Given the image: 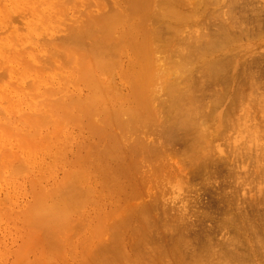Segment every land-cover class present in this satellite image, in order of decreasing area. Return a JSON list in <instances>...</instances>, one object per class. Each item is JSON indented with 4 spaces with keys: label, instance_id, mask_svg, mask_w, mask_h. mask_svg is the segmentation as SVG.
<instances>
[{
    "label": "bare ground",
    "instance_id": "bare-ground-1",
    "mask_svg": "<svg viewBox=\"0 0 264 264\" xmlns=\"http://www.w3.org/2000/svg\"><path fill=\"white\" fill-rule=\"evenodd\" d=\"M2 1H4V3H2ZM37 1L33 2L32 0H12L13 6L10 7V5H11V3L9 5L10 0H1L0 6L2 8H0V19H3V18L8 19L9 17H11V15H12L11 13H13L17 9H21L22 14L25 13V16H27V15L30 16V19L32 22L30 25L34 26V28L37 31V29H38L37 22H38L39 16L44 17V25L43 26H46L47 28L50 27V24L58 25L60 20L58 21L57 19H59V18H57V17L58 16L60 17V14L57 13L56 9H59L61 6V9L63 10L62 7H64V6L61 5L62 1L65 2L64 3L65 6H68L70 4L72 5V3L75 2L73 0L72 1L71 0L70 1L69 0L68 1L67 0H65V1L64 0H49V1L37 0ZM78 1H81V2H78ZM84 1H86V0H77L76 3H77V5L79 4L78 5L79 8H78V6H76V8L74 6V9H76L78 11H75L74 9L73 10L71 9V10L73 11V13H74V11L77 13V12H79L80 5H81V9L84 8V11H80L79 13H80V15L83 16L82 19H84V18L87 19V21H84L85 24H84V22H82L80 20L82 22L83 26L80 27V25H77L79 28L74 27V26H73L74 28L71 27L72 29L68 28L69 30L71 29L72 31L71 30L69 31L70 34H68V37L66 36V37L60 38L61 40H58L59 42L57 41V43H55L56 47L54 46L53 42L52 43L48 42L49 44L47 43V45H46L47 51L50 48L52 49V46H53V50L50 49L51 52L49 51V53H51L49 55L50 57L49 56L48 57L52 60L51 61L49 59L50 63L52 62L51 64L54 63L55 66L58 67V68L57 67L56 68L58 69L60 74H56L52 78H50V75H49V77L47 76V72H43L41 74L42 79H41V82L39 83V86H38V94H37L36 99L38 97H41L45 91L46 92L43 95L45 96V94H46V95H48V97L43 96L44 99L39 100V101L35 100L37 102H34L33 109L35 110V109H38V108L43 106L44 109L42 107V111H43L44 115L42 116L43 121L41 122V124H38L39 126L34 127L33 130L30 132V134L31 135H37L41 132H44L46 135V139H48L49 137L52 136L53 131L55 129L57 130L61 126H66L65 128L70 126L71 125L70 122L77 119L78 116H76V118H75V115L79 112V113H83L82 118L84 117L83 119H85V122H83V123H86V126L89 127L90 139L86 143L87 149H85V144H80V148L84 149L85 152H83V153L81 152V155L76 157L73 162L70 161L72 163L68 162L67 165H69V163H70V165H72L71 169L72 168L73 169L71 170L69 167V172L65 171L64 176L61 178L62 180H59L60 182L58 181L59 184L56 182L58 184L56 187H53V188L48 189L39 195H36L34 203L31 206V208L34 211V215L31 219V221L25 222L24 225L28 229H31V231L35 227L36 228L34 229V231L42 229L44 227L43 229H45V232H46L45 239L46 240L48 239L47 241H50L51 239H57V238L59 241H63L64 240V238H63L64 234L66 233V231H69L72 228L71 226H73V227H75V225L78 226L77 225V223H78L79 225H82V226L85 225L84 228H86V225L88 223V227H89V223H90L89 221H92L93 219H91V218L92 217L95 218L96 214H94L93 216L91 215V217L89 218L90 220H88V219L84 220V218H82L87 223L84 222L85 223L84 224L80 221L78 222V220H77V222L74 225V221H76V219H78V218L81 219V217H84V215H81V213L82 214L85 213L83 210L86 209L87 206L89 208V205H90L89 203H91L92 205H95V207H96L95 211L96 212L98 211L97 209L99 207H100L99 209L101 211L104 210L101 213L105 217H103L99 214L100 213V210H99V212L97 214V219H99L98 215H100V217L108 219V217H107L108 214L106 215V213H107L106 210L102 209L100 206L102 204V203H99L100 197L97 198L98 195H96V189H97L98 185H101L103 190H104V188L107 189V187H108V191L110 189V190H112V192L113 191L115 193L117 192L116 194H119L118 193L119 191H115V189L118 190V188L121 189L123 192V189L127 190V188H129V187H131L133 189L138 187V186L140 187V185H138V181L136 180V174H139L137 169L140 170L141 166L143 167V165L148 164L147 165L148 167L146 165L145 166L147 167L149 173L152 174V176L147 172V169L145 166H144V169L146 171L144 169H142L144 171L143 172L144 175L147 172V174H149L151 176L149 178V176L146 174L149 178V180H146L147 179V176H146V178H145L146 181L145 180H144L145 182L143 181L146 184V182L150 181L151 178L155 177L156 174H158V172L161 173V176L165 172L167 174H169L167 172V165L169 166L170 162L168 161V163H169L168 164L166 158L168 159L171 156V160H173L174 155L177 152L180 153L182 151L181 155H183V156L178 157V158H180V160H181L184 157V159L182 161H184L185 164L183 162L180 163L181 161L178 160V158L176 159V157H175V159L178 160L179 163L177 161L175 162L173 160L175 163L173 162L172 167H173V165H177L178 170L176 168H172L171 166H169L168 169L171 167V169L173 171L176 169L177 172L181 171V173H182V172H185V170H187V169L183 168L187 165L186 168L189 167L187 172L189 173V171H190L191 175H192L191 176L189 174L191 176V177L189 176V178H191V180H189L188 176L186 177L187 172L182 173V174H185L186 179H182V177L184 175L182 176L181 173H176V171H174L175 173L172 172V174L177 175V180H179L178 176H180V175L182 176L181 179L184 182L182 180L181 181L183 183H185L184 184L185 186L188 183L187 178H188V181H190L189 182L190 185L194 184V183H192L193 182L192 177H193V180L195 179V181H197V179L201 178V181L203 182L204 187L206 188V191H209V193H211L210 190L213 189L212 191H215V189L213 188L215 186L212 185L213 182L215 181V179L212 177L214 175H219L218 177H220L222 174L220 175L219 173H221V170H224V167H225V170H226V168H228V170H229L228 172H230V173L227 172L226 176L224 175V177H223V175L221 176V177H223L222 178L223 181L220 180L221 178H219V184L221 185L219 188H221V187L225 188L224 191L222 189V192H218L217 194H215L213 192L212 195L210 194L211 197L215 194V198L210 199L212 201V203H210L211 202L210 200L208 201L209 202V204L207 203L208 206L204 205L205 208H207V209H206V211L204 209V212L202 210L203 214L198 219V221L200 220V223L197 224V228L199 227V224H201V222L205 223L207 220H210L212 223H214L213 227L212 228H210V227L205 228L204 227L203 230L200 229V230H202V232L199 233L197 231L198 235L195 234L196 230H193L195 232V233L193 232L194 234L192 233V228H191V231H189L190 230L189 228H187V230L185 229V231H184V228H183L184 235H186L185 232L189 231V233H191L190 235H193V237L195 235L194 238L197 237L198 239H202L204 237L203 240L205 239L204 240L205 242L196 239L198 245L194 243V246H192L193 242H195L193 240L194 238L191 236L192 239L191 238L190 239L193 241H192V243H190L191 241H189L187 237H183L184 235L180 234V232L182 233V231H180L178 229L182 228L181 225L183 223H185V221L187 223L190 220L188 219V221H187V219H186L187 218L186 216L189 217V215H186L188 213H186V214L183 213L184 215L182 213H178L180 215L182 214V216H180V215L177 216L179 218H175L177 214L174 217H169V216H168L169 218L167 216H164V217L168 218V222L170 225H168L165 222L167 224V226H169L168 228H170L172 226V223L176 224V223H178L176 221H179V224H177L180 226V228H177L179 233L175 230L176 227H173L174 224L172 226L173 228L172 227H171L172 229L170 228L171 231L174 230V232L178 233L179 235H177L174 238V240L172 239L173 240L172 243H170V245H168V247L166 249L164 248V247H166L165 245L164 246L158 245L159 247L158 246L156 247V244H155V247H152V244H154V241L157 240V239H154V234L156 236V233H154V232H155V230H156V232H158L157 228L159 227V225L161 226V223L163 226V222H162L163 217L161 220V217H160V215L162 214L161 210H159L161 214H159V212H158V215H159L158 217H156L154 215V213H156V215H157V211H158L157 205L158 204H156L157 203L156 198H154V199L150 198L151 199L150 201L147 199L148 202H144V201L140 202V203L144 202L145 205L141 204V205H143L142 208H139V210H141V211L136 210V212L138 211V213H140V215L139 214L137 215V213H136L134 221H132V222L130 221V220H132L130 218L133 215V213H132V215L128 214L127 215L129 217L128 218L126 216L127 213L125 212V216H124L125 218L123 217L125 220L123 218H121L122 217L121 213H120V217H118L119 219L117 218V221L120 220V222H122L121 223L122 227H119L120 224L118 226L115 223L116 226H118L117 228L120 230L119 232L121 233L124 230V229L123 230L120 229V228H123V225H125V224H123L124 221L126 222V224L128 221H130V223H132V224L134 222H136L135 224H137V226L135 224H133L134 230H133V232H131L132 230L130 231L131 234L134 233V231L137 234L136 235L134 233L135 234L134 236L132 234V236L135 238L134 244L132 243V247L126 241L127 240L126 236H125L126 234L125 235L116 234V233H118L115 230L117 228L114 227L113 225L111 226L110 223L108 224V226L110 225V227L104 226L106 231L108 228L110 229L111 233H113L112 231H114L113 236L118 237L120 239V242L122 241V243H123L124 242L123 239L125 238L126 239L125 240L126 245L128 244L131 247L130 250L128 251L129 246H128V249H126V246L124 247V245L118 241V238H117V240L115 239V241L116 242L118 241L119 243L118 242L114 243L115 242L114 241L113 246L110 244L108 245L107 244L108 242L107 243L103 242V243L107 244L106 246H110V247L105 249V248H103L105 245L102 244L103 247L100 246L101 247L100 249H102L103 251L105 249L104 254H103L100 252L101 250H98L99 248L97 249V245H96L95 248L97 250V253H95L96 252L95 250H94V253L96 255L98 254L99 255L98 257L100 259H103L104 262L101 263L102 260H99L97 256H96L97 257V259H96L95 254H93L94 258L96 260H98L97 261L98 263L96 262V260L94 261L95 264L96 263L97 264H100V263L105 264L106 261H107L106 264H116L117 258L118 259L120 258L119 260L123 261L124 264H133L132 263L133 261H135L134 264H137L138 263L137 261L140 259L148 260V259H144L146 255L150 256V254H148V252H147L148 250H149V252L153 250L155 252V255L153 254V252H150L151 255H153V256L150 257L151 262L148 260V263L146 262V264H151L153 262H155L154 264H156V263L161 264V262L164 261V259H165V263L163 262V264H258L257 262H259V263L261 262L260 264H262L264 262V188L262 187L264 185V166H262L263 168L260 167L261 168L260 169V168H256L258 166V165H256L255 168H256L257 173L256 174L254 173L255 170L253 172V174H255V175H253L249 172L251 175H253V176L249 175V178L253 177L252 179L251 178L246 179L248 176L246 177L245 175H244L245 177L242 176L243 174L247 173V172L245 173V170H244L249 166L247 164H246L247 167L244 164V167H246V168H244L242 166L244 169L242 167H240V168H242L241 170L244 171L243 174L241 173L242 175H240V173L239 174L234 173L235 170H237V169L239 170V166H238L239 164L237 165L238 162L235 163L236 165L233 164L234 161H236L234 159H235L237 153L235 154L234 159H232L231 154H230L231 158L226 157V156H229L227 153H225L226 156L224 158L222 156L224 154L223 149H222V145L225 146V144L223 143L222 145H219V144H221V143H219L217 145L216 140L220 141L219 138L221 136L224 137L225 132H227L230 129H231V131H228V134H231L229 132H232L233 127H238L237 129L239 130V128L240 129L242 128L241 126L246 127L244 129V132L246 133V135H248L247 133H251V131H252L251 137L253 136V138L254 137L256 138V136H257L256 134L260 135L259 130L263 126V125L261 126V124L264 123V106H262L261 109L259 108V107H261L260 105H264L263 104L264 103V59H262V58H264V55H263L264 53L260 52L259 55L262 54V57L261 56L258 57V55L256 54L255 55L256 57L250 56V59L245 58V60H244V59H242L243 56L239 59H238V57H239L240 52L244 51L245 48L240 49V50H238V49H239V47L242 48L244 46L243 40H246V42H248V44L251 45L253 48L258 47L260 49V51H261V49L264 50V48H263L264 47V38H263L264 37V34H263V32H264V17H263L264 12H263V15L261 14L262 13L261 10L263 9L262 8L263 5L261 6L259 3L258 5H260L261 8L258 5H257L258 8L256 6H255L256 7L255 8L252 6L253 3L250 0H116V3L114 4L115 8H113V9L107 8L108 11L106 12V10H104V7H107L109 4H110L109 6L114 7L111 5V4H113L112 0H107L108 2L112 1L111 3L109 2V4H106L107 6L105 5V2H107L105 0H104V3L101 2L102 0H91L89 2L91 4V6L88 3V1H86L85 2L86 4H84V6H82ZM94 1H96V2L94 3ZM258 2H259V0H258ZM87 4L90 6L89 8H85V5H86V7L88 6ZM2 5H5V6L3 7ZM71 5H70V8H72ZM94 5H98L102 11H98L99 13L95 14V12H97L98 9L97 8L94 9V7H97ZM211 5L214 7L213 9H211L212 7L211 8L209 7ZM58 6H59V8H58ZM92 6H93L94 10L97 9L95 12L92 9ZM30 7H31V9H30ZM209 8L211 10H209ZM217 8H219V9H217ZM225 8H226V11H224ZM40 9H41V11H40ZM61 9L59 11L62 12ZM64 9H66V8L64 7ZM89 9H92L93 11L89 10ZM25 10L26 11L29 10L28 12H30V11L31 12L26 15ZM207 11L208 12L211 11L212 14L211 13L208 14ZM18 12H20V11H18ZM18 12H16V13H18ZM53 12L55 14L57 13V15H55V16H57L56 18L53 17V15H54ZM61 12H59V13H61ZM63 13H62L63 15H65V13L67 15V12H65L64 10H63ZM200 13H203L202 17L204 15L205 16L202 19L198 20V16H201ZM83 14L85 15V17ZM221 14L223 17L226 15H228V16H226V18L225 17L223 18V17H221ZM196 15H198L196 17L197 22L194 23L195 24L194 25V24H192L195 21V19L193 20V17H195ZM64 18H65V16L63 17V19ZM9 19H11V18H9ZM66 19L67 18H65L64 20H66ZM0 21H2V20H0ZM62 21L63 20H61V22ZM66 21L68 22V20H66ZM5 23H6V21H5ZM68 24H70V23H68ZM6 25H8V24H6ZM200 25H201L202 29L199 28ZM3 26H5V25H3ZM186 26H189V27L194 26V28L196 26H199V27H196L195 29L194 28L191 29L193 31H191V30L186 31L187 33L190 34V35H187L186 32L182 33L183 32L182 29L186 28ZM198 28H199V30H198ZM204 28H205V30H204ZM162 30L164 32V35H165V31H166L167 36L163 35ZM200 30L202 32L205 31L204 32L205 34H200L201 33V32H199ZM40 32L46 33V35H53L54 29L53 28H49L47 30L42 29V30H40ZM153 32H155V33H153ZM197 32H199L198 33L199 35H197ZM152 33L156 34V35L153 36ZM182 34H185V35H182ZM191 34L192 35L194 34V35L192 36ZM182 36H183L184 40H182L183 39ZM185 37H186V39H185ZM30 42H31V40H30ZM51 44H53V45H51ZM23 45H25V43H23L22 46ZM253 48H251V49H253ZM251 49L249 50L250 52H252ZM259 49L258 50L256 49V52H258ZM162 51L168 52V53L171 52V54H169L170 59H171V57H173L174 54H176V56L175 55L174 56L178 60H176L175 57H174V60L176 62L174 61V63H173V60L172 59L170 60V61H172V62H170V63H172L171 64L172 67H170V64H167V63H169L168 57H166V60L165 59L162 60V56H160V55L156 56L157 52H160V54H162L163 53ZM234 51L236 53H234ZM249 51L246 54H249ZM245 52H247V50ZM7 53L4 52L3 54H0V55L3 57H7ZM12 53L15 54L14 52H12ZM165 54H167V53H165ZM253 54H255V53H253ZM241 55H242V53H241ZM249 55H251V53ZM11 56H15V55H11ZM154 56H155V58L156 57L157 58L159 57V58L156 60L154 58ZM160 57H161V59H160ZM177 57H179V58H177ZM127 58H130V63L126 62ZM153 58L156 61H153L154 60ZM159 59L163 61V63L161 62V64L162 65L164 64L163 66H165V68L163 67L165 69L164 71L162 70L163 68L159 67V66H161V64H158L160 61L157 62ZM167 59H168V62H166ZM164 60H165V62H164ZM152 61H153V63H152ZM155 62H157L156 64H158L159 66L158 65L154 66ZM47 64H49V62ZM51 64H49V65H51ZM195 64H197V66L201 65V67H197V68H201V69H199L201 76H200V74H198L199 72L195 73V74L193 73L196 69V67H194ZM198 64H200V65H198ZM166 65H167V68H166ZM156 66H157V70H154V67H156ZM168 67H169V69L170 68L171 69L169 70ZM159 68L161 69V71H159L160 70ZM172 69H174V70H172ZM50 70H52V69H50ZM50 70H48V72ZM55 70H52V71L55 72ZM166 70H167V73L168 72L172 73V72L178 71L179 74L175 73L177 76L183 75V74H186V75H183L184 77H181L180 80L179 79L177 80V78H176L177 76L172 73L173 74L172 79L173 78L174 79L170 81L169 77L171 75L165 73L166 75L164 76V73H162V72H165ZM231 70H233L232 75H231V73H232ZM33 71H39V68L33 69ZM115 71H118L117 79L120 80V84L117 82L116 90L111 93V91H113V89L115 88L114 84L112 85L110 83L111 82L110 79L108 80L102 76L103 75L106 76L107 73H108V76L110 74L112 76H114L113 72H115ZM156 71H159V73ZM155 72L157 73L156 75H155ZM50 73H51V71L48 74H50ZM159 74H161L163 76H161ZM188 74L191 76H189ZM192 74H194V75H192ZM197 74L200 77H198ZM98 76H101V78L99 77L100 78L99 80H98ZM154 76L155 77L157 76V78H155ZM167 76H169L168 77L169 81L166 80L168 82V83L166 82L168 85L166 84V89H165V87L164 88L161 87V86H163V84L161 85L159 83L158 79L160 80L161 77H164V79H165V77H167ZM193 76H196L197 79ZM190 77L194 78V79L192 80V79H190ZM86 78L90 79V80L88 82H85V81H87ZM94 78H96V80ZM102 78H103V81H102ZM153 78H155V79H153ZM51 79L61 80V84H64V85L67 84V85H65V87L61 91L56 90ZM72 79L74 80V82L72 81ZM105 79H106V81H105ZM82 80H84V81H82ZM111 80H112V82H114L113 79H111ZM155 80L158 81V85L160 84L161 86L160 85L159 86L163 89H161L160 87H158L156 85L157 82ZM80 81L82 83L85 82L84 83L85 86L87 84L90 85L89 87L87 85V87L89 89L88 90L89 93L85 96H83L84 94L83 95L81 93L79 94V92L77 91V90H79L78 88L80 85L78 86V84H80ZM162 81H163V79H162ZM162 81L160 80V82H162ZM76 82H78V83H76ZM89 82L92 84H90ZM153 83H155V86L153 85L154 87L151 86ZM49 84H52L53 86H50ZM71 84H75V85H73V87L75 89H77L76 91L73 90V88L70 89ZM45 85H47V86H45ZM48 85L50 87H53L54 89H52V91H51V89H48V88H50ZM109 86L112 88V89L110 88L111 89L110 91H109ZM42 87H46V88L48 87V88L43 89ZM155 87L156 88L158 87L157 89L159 91L154 90V89H156ZM41 88H42V90H41ZM124 88H125L126 93H125V95H122L123 93L122 92H121L122 94L120 93V89L122 90ZM151 88H152V90L155 91V93L157 92L158 94L160 93V90H161V92H162V90H164L162 92V93H164V94H162L163 96L165 95L166 92H168L167 95H165L166 97L168 96L167 97L168 99L166 97H165L166 99H164L162 97L164 100L161 101L162 98L161 99L155 98V99H157V101L155 100L156 104H157V102H159L158 100H160L162 103L159 102L158 105H155V103L152 105L154 107L158 106V109H161L160 107L163 106V105L161 106V104H164V107H162L161 112L158 109H154V112H153L154 107L150 106L152 104V102H155L153 100L154 97H152V95H154L155 93H154V91L151 90ZM5 89H6L5 87L0 86V96L1 95H6V96L9 95V92ZM40 90L42 92L43 91L44 92L41 94ZM71 90H73V91H71ZM149 90H151V92H153L154 94L150 93ZM165 90H166V92H165ZM39 93L41 96L39 95ZM157 93L155 94V95H157L155 97H159V95ZM109 94H112V95L109 96ZM150 96H151V98H150ZM50 97H52L53 100H51ZM107 97L109 98V100L107 99ZM46 98L48 99V101ZM54 98H55V100H54ZM149 100H151L152 102ZM41 101H45V103H44L45 105L43 104V102L41 103ZM148 101L151 102L150 105L148 104L149 103ZM127 102L130 104V105L128 104L129 106L127 105ZM159 105H160V107H159ZM255 106H257V107L259 106L258 109H260V110H257L258 112L255 109L254 110L256 111L257 114L259 113L261 116L260 115L258 116V115H256V113L251 112ZM223 107H224V110L221 109ZM257 107H255V108L257 109ZM14 109H15L14 106L9 107L10 112H15ZM155 110H157V112ZM150 111H152V114L153 113H157V114L159 113V117H161V118L159 119L158 116L155 117L157 114H153L154 116H151L152 114ZM241 112L244 114H242ZM160 113L164 114V116ZM239 113H241L242 115H240ZM121 114H123V117L121 116ZM125 114H127L128 120L125 119L126 118L124 116ZM148 117L151 118V121L152 120L154 121V119H156L157 121L160 120L162 123L159 121L160 122V124H159V122L156 121V122H153L152 123L153 125H152L150 123L151 122L150 121L149 123L151 124L153 131H149L150 124L147 122V120H149L150 118H148ZM152 117H153V119H152ZM6 119L8 121L9 134L12 136L13 134L14 135L18 134L17 129H16L17 123L18 122L22 123V122L26 121L28 119V116L26 115V116H23L21 118H17V116H12V117H9ZM107 119H109V120L115 119V121L117 120L116 122L113 120V122L116 123V124L114 123V125H116L114 127L115 128L118 127L119 132H120L119 128L123 129V127H124L123 130H125V131L128 130L129 129L128 124H130L132 126V128L130 126V130H128L130 137H131L130 134L133 135V134L138 133V132H139L138 134L141 133L140 135L142 136L143 131H144L143 126H145V128L149 127L147 129V132L149 134L144 131V133H146V134H144L146 136L143 135L145 139L142 138L143 136L141 137L140 135L135 134L136 137L133 135L135 138H133V136H132L131 140H133V141H131L129 139L130 137L125 138L126 134H128V133H126V134L122 133V136L120 135V133L123 130H121L120 133L118 132V135L116 134L117 131L115 132V129H113L114 127L112 128L113 124L111 125L112 121L111 122L109 121L110 122L109 124L111 127L109 126V124L106 125L104 122ZM241 120H243L244 122H242ZM75 121L77 122V124L79 126L80 120H75ZM142 121H144L143 124L147 123V126L141 125L142 123H140V122H142ZM74 122H72V123H74ZM106 122L108 123V121H106ZM249 122H251V124ZM102 123H104V125H106V126H104ZM139 123L141 125L140 127H139ZM154 123H156L157 129L161 126L159 130L156 131V128L155 127L153 128V126L155 125ZM157 123L160 126L157 125ZM248 123L250 124V126L247 125ZM98 124L99 125L102 124L103 126L102 125L99 126ZM135 125H137V127H139V128H143V131L140 132L138 130L139 128H137L135 130V128H136ZM73 126L76 127L77 125L73 124ZM107 126H109V127H107ZM125 126H127V128H125ZM71 127H72V125H71ZM99 127H105V128L100 129ZM108 128H110V130L113 129L114 131L112 130L111 132H113V134H115L116 136L113 135L112 133H110V130L107 131ZM233 129H235V128H233ZM133 130L135 132H133ZM238 130L235 129V131H238ZM136 131H138V132H136ZM242 131H243V128H242ZM151 132H153V133H151ZM239 132H241V130ZM150 133L152 135H154V137H150V139L152 138L153 140L151 139L152 141H150V139H148L149 142L147 141L146 143H143V141L144 140L146 141V139H147L146 138L147 134L149 136ZM124 135H125V137L121 140V137H123ZM137 136H139V137H137ZM140 137H141L142 141H141ZM230 137L229 138L227 137V139H229V141H230V139H232V137L231 138ZM239 137H240V135H239ZM260 137L262 138L261 140L264 139V127L262 128V132H261ZM238 138H237V140H238ZM241 138L243 139L242 136H241ZM101 140L102 141L104 140L103 142L107 141V143H105V147L103 146V149L101 148L102 147ZM123 140H125L126 142H124L122 144L121 141H123ZM128 140L131 141V144H129V145H128L129 142H127ZM239 140H241V139H239ZM259 140H260V138H259ZM238 141H235V142H238ZM245 141L247 142V140H245ZM255 141H258V140L255 139ZM103 142H102V144H103ZM222 142H224V141H222ZM232 142H233V140H232ZM238 143L240 144L241 142L239 141ZM253 143H255V142H253ZM106 144H107V146H106ZM175 144H176V146H177V144L179 145V147H178L179 149L181 147L180 152L178 151L179 149H177V147H174ZM250 144H251V142H250ZM235 145L238 146L237 143ZM241 145H242V143H241ZM247 145L249 146L248 148L250 149V145L249 144H247ZM255 145H256V143H255ZM262 145L263 146H261V148L263 147V149H264V142ZM259 146L260 145L257 146L258 149H260ZM5 147L7 148V151L4 153V156L0 158V175L3 176V173H4L3 163L5 162V160H7L10 157H14V159L17 160L18 164L15 167H13L12 172L17 176L20 175L21 177H24L25 172L28 171V169H24V165L28 160V157L26 155V151L22 155H18L15 153L14 148L9 149L8 145H6ZM168 147H171V150ZM229 147L231 148L230 145H229ZM229 147H227V148L230 149ZM233 147L236 148L235 146H233ZM241 147H243V146H241ZM245 147H246V145H245ZM175 148L177 151L176 150L174 151ZM167 149H168V151L170 150L171 153H173V154L172 155L168 154ZM239 149H235V150H239ZM257 150H252L253 154L251 153V155L256 154V153H254V151H257ZM262 150L260 149L259 151H257L258 154H257V156L255 155L256 158L254 159L255 163H257V162L259 163L261 160L260 164H262V159H264V158H262V156H259V153ZM174 152H175V154H174ZM218 152L222 158L218 157V154H217ZM245 152H247V150ZM248 152H250V151H248ZM263 152L264 151H262V154L264 157ZM230 153H231V150H230ZM240 153H238V154H240ZM244 154L240 155V157L243 156ZM247 154H245V155L247 156ZM104 155H107V156H105L106 158L104 157ZM108 155L111 156L109 158L110 159L109 161H111V162H109L107 160L109 157ZM251 155L249 154V156H251ZM260 155H261V153H260ZM20 156H22L21 159H20ZM28 156H31L29 152H28ZM101 156H103V158ZM167 156H169V157H167ZM178 156H180V154ZM252 157L253 156H251V158H250V163L252 161H254L253 160L254 157L253 158ZM99 158L102 159V161H104V162L100 163L102 161H100ZM248 158L249 157L247 156V159ZM241 159L244 160L243 158H241ZM247 159H246V161H248ZM168 160H170V159H168ZM237 160H239V159H237ZM242 160L240 162L245 161V160L244 161H242ZM52 163H53L52 167H55L56 162L54 160H52ZM176 163H178L179 166H181L180 164H184L185 166L182 165L181 167H179L178 164H176ZM247 163H249V161ZM233 165H235V166H233ZM253 165L254 164L250 165V167ZM236 166H238V168H236ZM178 167L180 169L182 168V170H179ZM67 168H68V166H67ZM213 168H216L217 170L213 169ZM234 168H235V170H234ZM163 169H166V171L163 172ZM170 170H168V171H170ZM242 171H240V172H242ZM211 172L214 175H211ZM236 172H238V171H236ZM160 173L155 178H153V180L156 178L158 179V177L160 176ZM141 174H142V172H141ZM141 174H140V176H141ZM104 175H106V176H105V178L104 177L102 178L103 179V181H102L101 177ZM108 175H112V178H113L112 181H110V182H108L109 180L107 181V179H109L111 176L109 178H106ZM144 175H143V178H144ZM91 176L92 177L94 176L95 179L97 180L96 185L94 184L95 182L94 183L90 182ZM161 176H160V178H161ZM94 177H93V180H95ZM185 177H183V178H185ZM225 177H227V178H225ZM228 177H229V179H231V178H233V179H231L229 184L228 183L226 184V181H227L226 179H228ZM241 177H244L245 179H243ZM104 179H105V181H104ZM141 179H142V176H141ZM172 179L174 180L173 177H172ZM229 179H228V181H229ZM241 179H243V181L244 180H250V181H247V183L250 182L249 183L250 186L253 184V187L251 186L252 189L250 187L249 188L252 191H255L254 193L256 195L248 188L249 189L248 191H250L251 194L253 193V195L247 193V194H249V196H245L246 194H245V190H244V184L246 185V183H244V182H246V181H244V182L242 181V183H241V181H240ZM232 180H234V181L232 182ZM91 181H92V178H91ZM98 181H100L99 184H98ZM159 181H161V180H159ZM159 181L157 183H159ZM181 181H179L180 184H182ZM221 181L225 183V184H223L224 186H222ZM152 182L153 181H151V183ZM140 183L142 184V181ZM154 183H155V181H154ZM175 183H177V182H175ZM189 183H188V186H189ZM199 183H201V182H199ZM150 184H148V185H150ZM164 184H166V183H164ZM169 184H170V182H169ZM195 184H196V182H195ZM195 184L193 186H195ZM216 184H218V182ZM210 185H212V186H210ZM226 185H228V186H226ZM174 186H173V188L177 189L178 185H176V187H174ZM111 187H114V189H111ZM125 187H127V188H125ZM143 187H146V186H143ZM164 187H166V186H164ZM208 187L211 189L208 190ZM226 187H228V189H226ZM229 187H231L232 190H230ZM178 188L180 191L182 190L181 189L182 186H181V188H180V186H178ZM98 189H99V187H98ZM98 189H97V194L100 195V192H102L103 190H98ZM130 189L128 191L125 190V192H127V193H126V195H125V193H123L124 195H122V198L124 196H127V194L129 195ZM241 189L244 192H242ZM170 190H172V189H170ZM203 190L204 189H202L201 191H203ZM226 190L227 191L230 190V192L227 193ZM105 191L108 193L107 190H105ZM138 191L139 190L137 189L136 192H138ZM180 191H178V192H180ZM186 191H188V190H185L183 193L185 194ZM192 191H190V192H192ZM217 191H215V192H217ZM248 191H246V192H248ZM103 192L101 193V195L103 194ZM132 192H134V194H132ZM140 192H138V193H140ZM197 192L198 191H196L194 194H196ZM107 193L106 194L104 193V195L110 194L111 191H109L108 194ZM203 193H205V191ZM203 193H201V194H203ZM120 194H122V193H120ZM120 194H119L118 198L120 197ZM130 194L133 195V197L137 196V194L135 193V189L131 190ZM172 194H173V191H172ZM175 194H173V195H175ZM112 195L114 198L115 194L111 193L110 199L112 198ZM190 195H191V193H190ZM198 195H200V194H198ZM171 196H170V199H172ZM108 197H109V195H108ZM102 198H100V199H102ZM167 198H168V196H167ZM191 198H193V197H191ZM198 199H200V198H198ZM108 200H109V198H108ZM115 200H116V202H114ZM119 200H118V202H119ZM191 200L192 199H190V201ZM111 201H112V199L110 200V202H107V203L105 201H103V204L105 202L106 204L110 203L113 206H116L115 204L118 205L117 196H116V199L113 200V203H111ZM190 201H189V203H190ZM196 201H195V203L197 204ZM169 202H167V203H169ZM176 202H178V200H176ZM106 204H104V206ZM179 205H181V203ZM104 206H103V208L106 207V206L105 207ZM162 206H164V205L162 204ZM108 207L110 210L111 209L114 210L116 208V207L110 208V206H108ZM158 207H159V205H158ZM94 208H92V211H93L92 214L94 213V210H93ZM132 208H129V209L131 210ZM134 208H133V210H134L133 212L135 214ZM156 208H157V210H156ZM163 208H162V210H163ZM168 209H169V206H168ZM86 210H88V209H86ZM89 212H90V210H88V213ZM128 212H129V210H128ZM176 212H177V209H175V213ZM199 212H201V211H199ZM199 212H198V214H199ZM210 212L216 213L218 215V218L216 215H214V214L212 215ZM86 214H87V212H86ZM169 214H167V215H169ZM78 215H81V216L79 217ZM129 215H131V216H129ZM163 215H166V212ZM193 215H194V213H193ZM87 216H88V214H87ZM87 216L85 215V218ZM190 216H191V214H190ZM2 217H3V213L1 211L0 212V220L2 219ZM198 217H199V215H198ZM126 218L128 221L126 220ZM167 218L164 219V221H166ZM106 220L102 219V222L99 221V223L102 224V223H104L103 221H106ZM160 221H161V223H160ZM120 222L118 221V223H120ZM113 223L114 222H112V224ZM185 224H183V225L185 226ZM129 225H130V227H129ZM129 225L127 226L128 228L126 226H124V227L126 229L130 230L133 227L131 226V224H129ZM193 225H196V223L193 224V222H192V225H190V226L192 227ZM92 226L97 227L98 225H94V222H93ZM179 226H177V227H179ZM88 227H87V229H88ZM201 227H203V224H201ZM100 228L102 229V227H100ZM159 228L163 229V227H159ZM225 228H226V230H224ZM67 229H69V230H67ZM101 229H99V230L102 231ZM166 229L167 228L164 227V230H166ZM222 229L224 231H226L227 233L229 230V233L231 236L227 237L228 235H224L223 237L224 238L226 237L227 238V239L225 238L226 240L224 238L222 240H217L216 235ZM108 231H107V233H108ZM110 231H109V233H110ZM124 231L127 232V230H124ZM63 232H65V233H63ZM159 232H158V234H159ZM172 232H171V234L174 233V232L173 233ZM57 233H59V234H57ZM60 233H62L61 236H60ZM167 233H168V231H167ZM222 234H223V231H222ZM127 235H129V234H127ZM187 235H189L188 232H187ZM110 236H112V234H110ZM113 236H112V241H113ZM119 236L120 237L123 236V238H120ZM132 236L129 235L131 240L133 239ZM169 236H171V235H169ZM59 237H61V238H59ZM169 239H168V241L171 242V240H169ZM68 240H66V241H68ZM160 240H162V239H160ZM87 241H89V240H87ZM109 243H112V242H109ZM129 243L131 244V242H129ZM114 244H116V245H114ZM161 246L164 248L163 250L160 249ZM150 249H152V250H150ZM70 250L71 249H69L68 251H70ZM98 251L101 254H99ZM71 252L70 253L68 252V255L69 254L71 255ZM90 253H91V248H90ZM90 253H88V254L91 255ZM111 253H112V255L110 256ZM88 254L84 255V257H86ZM107 254H109L110 257L106 256ZM113 254L115 255V257H113L114 256ZM49 255H51V254L49 253ZM49 255H48V253H47V255H43L45 257V258L43 257L44 258L43 260L45 261V259H46L47 264H49V262L52 261L51 256H49ZM70 255H69V257H70ZM93 255H92V257H93ZM0 256H3L2 253ZM47 257L49 258L48 259L49 262L47 260ZM87 257L92 258L91 256H87ZM3 258H7V257L4 256ZM65 258H67V257H65ZM90 258H88V259H90ZM110 258H111V260H110ZM68 259H71V258H68ZM86 259L83 258V260H85V261H86ZM23 260H25L24 264H26V262H29L27 256H24L23 258H21L20 264H22V262H24ZM91 260H92V263H91ZM143 260H142V262H143ZM37 261H39V260H37ZM40 261H41V259H40ZM44 261H42V264L46 263V262L44 263ZM88 262L89 263H87V262H85V263L86 264H94L93 258L88 260ZM51 263L54 264V262H51ZM65 263H67V261ZM140 263H141V261H140ZM140 263H138V264H140ZM27 264H29V263H27ZM58 264H60V263H58ZM118 264H119V262H118ZM143 264H145V262H143Z\"/></svg>",
    "mask_w": 264,
    "mask_h": 264
},
{
    "label": "rangeland",
    "instance_id": "rangeland-1",
    "mask_svg": "<svg viewBox=\"0 0 264 264\" xmlns=\"http://www.w3.org/2000/svg\"><path fill=\"white\" fill-rule=\"evenodd\" d=\"M33 2H36L35 0H32ZM47 1H49V0H47ZM65 1V0H64ZM68 1V0H67ZM70 1V0H69ZM72 1V0H71ZM73 1H75V2H73L72 3V8H70V5H68V6H65L64 5V3L65 2H63L62 1V4L61 5H63L66 9H64V7H62L63 8V10L65 11V12H67V15H66V13H65V15H63L64 13H63V10L61 9V6H60V8H59V6H58V8L59 9H56V11H57V13L58 14H60V17L58 16H55V15H57V13L55 14L54 12V15H53V17H57V18H59V19H57L58 21H59V24L58 25H53V24H50V27L49 28H53L54 29V33H53V35H46V33H41L40 32V30H42V29H44V30H47V29H49V28H47L46 26H43L44 25V17L43 16H39L38 17V22H37V24H38V29H37V31H36V29L34 28V26H32V25H30L32 22H31V19H30V16L29 15H27V14H29L30 12H28L29 10H25V12H26V15L27 16H25V13L24 14H22V11H21V9H17V10H15L13 13H11L12 15H11V17H9V18H11V19H5V18H3V19H0V20H2V21H0V54H3L4 52H8L7 53V57H3V56H1L0 55V86H3V87H5L6 89L5 90H7L8 92H9V95L8 96H6V95H1L0 96V158L1 157H3L4 156V153L7 151V148L5 147L6 145H8V148L9 149H11V148H14V151H15V153L16 154H18V155H22L25 151H26V155H27V157H28V160H27V162L25 163V165H24V169H28V171H26L25 172V174H24V177H21L20 175H15L13 172H12V169H13V167H15L17 164H18V162H17V160L16 159H14V157H10V158H8L7 160H5V162L3 163V170H4V173H3V176H1L0 175V212L2 211V213H3V217H2V221L0 220V255H1V253H2V255L3 256H0V264H20V261H21V258H23L24 256H27L28 257V260H29V262H26V264L27 263H29V264H42V261H44L43 259L45 258L43 255H47V253H48V255H49V253L51 254V255H49V256H51V259H52V261L51 262H54V264H58V263H60V264H84L85 262H87V263H89L88 262V260H90V259H92L93 258V262L97 259V257L99 256L98 254L96 255L95 253H97V250H96V245H97V249L98 250H101L100 252L101 253H103L104 254V251H105V249L106 248H108V247H110V246H106L107 244L109 245H112L113 246V242L115 241V239L117 240V238L118 237H116V236H113V234H114V231H112L113 233H111V231H110V229L108 228L107 229V231L109 230L110 231V233H109V231H108V233H107V231H106V229L104 228V226H108V224L110 223L111 224V226L113 225L114 227H118L119 226V224H120V226L119 227H122L121 225V223L122 222H120V220H118L120 223H118V221H117V218L118 217H120V213H121V218H123L124 216H125V212L127 213L126 214V216L128 215V214H131L132 215V213H133V215L131 216V215H129V216H131V218L130 219H132V220H130L131 222L132 221H134V218H135V216H136V213H137V215L139 214L140 215V213H138V211L136 212V210H139V208H142V206L143 205H145V203L144 202H148L147 201V199L150 201L151 199L150 198H156V201H157V203L156 204H158L159 205V207H158V205H157V208H158V211H157V215H156V213H154V215L156 216V217H158L159 215H158V212H159V214H161L160 213V211L159 210H161L162 211V214L160 215V217H161V220H162V217H163V226H162V223H161V221H160V223H161V226L159 225V227H163V229L161 228H157L158 229V232H159V234H158V232H156V230H155V232L154 233H156V236H155V234H154V239H157L156 241H154V244H152V247H155V244H156V247L159 245H162V246H166V247H164L165 249L168 247V245H170V243H172V241L174 240V238L177 236V235H179L178 233H179V231L178 230H180V231H182V233L180 232V234L182 235H184V233H183V228H184V231H185V229L187 230V228H189L188 230L189 231H191V228H192V233L194 232L193 230H196V235H198V232L200 233V232H202V230L204 229V227L206 228V227H210V228H212L213 227V225H214V223H212L210 220H207L205 223H202L201 222V224H203V227H201V224H199V227L197 228V224L198 223H200V220L198 221V219L200 218V216L203 214V212H204V209H205V211H206V209L207 208H205V206H208L207 205V203L209 204V200L212 198V199H214L215 198V194H217L218 192H222V189H223V191H224V189L225 188H223V187H221V188H219L221 185L219 184V178H221L220 180H222L223 181V177H224V175L226 176V173L229 171L228 170V168H226V170H225V167H224V170H221V173H219L220 175L222 174L223 175V177H218L219 175H214L212 172H211V175H214L212 178H214L215 179V181L213 182V186H215V187H213L214 189H215V191H217V192H215V191H212V190H210L211 188H209L210 186H212V185H210L209 187H208V190H210L211 191V193H209V191H206V188L204 187V184H203V182L201 181V178L200 179H197V181H195V179L193 180V177H192V183H194L195 184V182H196V184H195V186H193L194 184H191L190 185V181H188V178H189V176L191 175V172L189 171V173L187 172L188 171V168H186V166L184 165L185 163H184V161H182L183 159H184V157L180 160V158H178V157H182L183 155H181V153H182V151L180 150L181 149V147H180V149L178 148L179 147V145L177 144V146H176V144L174 145V147H177V149H179L178 151L180 152V153H176L175 154V152H174V154L176 155H174V157H173V160L176 162H178L179 163V161L178 160H180L181 162L180 163H184V164H180L181 166L183 165V166H185V167H183L184 169H187V170H185V172H182V173H186L187 172V174H186V177L188 176V178H187V182L189 183V186H188V183L186 184V186L184 185L185 183H183L184 181L182 180V179H186V177H185V174H182L181 173V171L180 172H177V165H173V167H172V164H173V160H171V156L169 157V156H167V157H169L168 159H170V160H168L167 158H166V160H167V163H168V161L170 162V164H169V166H171L172 168H176L174 171H176V173H181V175L183 176V177H185V178H183L181 175L180 176H178V178H179V180H177V175L176 174H172V172L173 173H175L172 169H171V167L168 169V165H167V172L169 173V174H167L165 171H166V169H163V172H165L162 176H161V173L160 172H158V174L160 173V176H161V178H160V176L158 177V179L159 180H161V181H159L157 178V180L156 179H154L153 180V178H155L158 174H156V176L155 177H153V178H151L150 179V181H147L146 182V184L144 183L146 180H149V178L152 176V174L151 173H149V171H148V169H147V167L145 166V165H143V167L141 168L140 167V170L139 169H137L138 170V173L139 174H136V180L138 181V185H140V187L138 188V187H136V188H134L135 189V193L137 194V196H134L133 197V195H131L130 193H131V190H134L133 188H131V187H129V188H127V187H125V188H127V190L126 189H123V192H122V190L121 189H119L118 188V190L117 189H115V191H119L118 193L120 194V193H122V194H120V197L118 198V196H119V194H116L114 191V193L112 192V190H110L109 189V191H111V193L112 194H115L114 195V198H113V195H112V201H111V203H113V200L114 199H116V196H117V202H118V200H119V202H118V205L117 204H115L116 206H113V205H111L110 203V205L109 204H106L107 202H110V195H111V193L110 194H108L109 193V191H108V187H107V189H105L104 188V190L102 189V186L101 185H98V187H99V189H98V187H97V189L98 190H103L102 192H103V194L101 195V193L102 192H100V195L99 194H97V189H96V195H98L97 196V198H102V199H100L99 198V203H102L100 206H101V208L102 209H105L106 210V215H107V217H108V219L106 220L105 218H103V217H105V216H103L102 215V213L101 212H103V211H101L99 208L97 209L98 211L96 212L95 210H96V207H95V205H92L91 203H89L90 205H89V208H88V206H87V208L86 209H88V210H90V212L88 213V210H86V209H84L83 211L85 212L84 214H82L81 213V215H84V217H81V219H79L78 217V219H76V221H74V225H75V223L77 222V220H78V222L80 221V222H82V223H84L85 221V219H88V220H90L89 218L91 217V215L93 216L94 214H96L95 215V218H91V219H93L92 221H89L90 223H89V227H88V223L87 222H85V223H87V225H86V228H84L85 227V225H79L78 223H77V225L78 226H76L75 225V227H73V226H71L72 228L69 230V229H67V230H69V231H66V233L65 232H63V233H65L64 234V236H63V238H64V240L63 241H59L58 240V238L57 239H51L50 241H47L46 239H45V235H46V232H45V229H39V230H35L34 231V229L36 228H34L32 231H31V229H28L25 225H24V223L25 222H27V221H31V219H32V217H33V215H34V211H33V209L31 208V206L33 205V203H34V200H35V198H36V195H39V194H41V193H43V192H45L46 190H48V189H51V188H53V187H56L59 183H58V181L59 180H62L61 178L64 176V173H65V171H68L69 172V167H70V169H71V166L72 165H70V163H72L73 161H74V159L76 158V157H78V156H80L81 155V152L83 153V152H85V150L84 149H81L80 148V144H85V149H87L86 148V143L89 141V139H90V131H89V127H87L86 126V123H83V122H85V119H83L82 118V114L83 113H77L76 115H75V118H76V116H78L77 117V119H75V120H80V122H79V126H78V124H77V122L75 123L74 121H72V122H74V123H72V122H70V124L72 125V127H71V125L70 126H68L67 128H65L66 126H61L59 129H55L54 131H53V134H52V136L51 137H49L48 139H46V135H45V133L44 132H41V133H39V134H37V135H31L30 134V132L33 130V128L34 127H37V126H39L38 124H41V122L43 121V118H42V116L44 115V113H43V111H42V107H40V108H38V109H33V105H34V102H37V101H39V100H42V99H44V97L46 96V97H48V95H46L45 94V96L43 95L44 93L41 91L42 90V88L44 89V88H46V87H42L41 88V90H40V92H41V94H42V96L40 95V93H39V95L41 96V97H38L37 99H36V97H37V94H38V86H39V83L41 82V74L43 73V72H47V76L49 77V75H50V78H52V77H54L56 74H60V72L58 71V67L57 66H55V64L53 63V64H51L50 63V54L51 53H49V51H50V49L47 51V49H46V45H47V43L48 42H53V44H54V46H55V43H57V41L58 40H61L60 38H62V37H68V34H70L69 33V31L72 29V28H74V27H77V28H79L77 25H80V27L81 26H83V24H82V22H84V21H87V19L86 18H84V19H82L83 18V16L82 15H80V11H84V8H82L81 9V5H80V10H79V12H75V11H78V10H76V9H74V6H75V8H76V6H78L77 5V0H73ZM86 1H88V3L91 1V0H86ZM86 1H84V3H83V5L82 6H84V4H86L85 2ZM105 1H107V0H105ZM113 1V2H112ZM112 1H109L110 3L112 2L113 4H111L112 6H114V4L116 3V0H112ZM253 4H252V6L253 7H257L258 8V6H262V15H263V12H264V0H259V2H258V0H250ZM257 1V2H256ZM0 2H1V0H0ZM38 2V1H37ZM78 2H81V1H78ZM96 1H94V3H95ZM101 2H103L104 3V0H102ZM108 2V1H107ZM107 2H105V5L106 4H109V2L107 3ZM256 2V3H255ZM263 4H262V3ZM2 3H4V1H2ZM10 3H11V5H10ZM260 3V5H258ZM1 4V3H0ZM82 4V3H81ZM90 4V3H89ZM99 4V3H98ZM256 4V5H255ZM9 5H10V7L11 6H13L12 5V0H10V2H9ZM67 5V4H66ZM88 5V4H87ZM93 5V4H92ZM110 5V4H109ZM108 5V6H109ZM258 5V6H257ZM3 7L5 6V5H2ZM90 6H91V4H90ZM89 5L86 7V5H85V8H89L90 7ZM94 6H97V7H94V9L95 8H97L96 10H97V12H95L96 10H94L93 9V6H92V9L94 10V12H95V14H97V13H99L98 11H102L101 10V8L98 6V5H94ZM107 6V5H106ZM104 7V10H106V12L108 11V9L107 8H110V9H113V8H115V6L114 7H111V6H109V7ZM261 6H260V8H261ZM99 7V8H98ZM211 9H213L214 7L211 5V6H209ZM255 7V8H256ZM0 8H2L1 6H0ZM78 8H79V6H78ZM209 8V10H211ZM222 8V7H221ZM259 8V9H260ZM30 9H31V7H30ZM62 10V12L61 11H59V10ZM74 9L75 11H74V13H73V11L72 10ZM92 9H89V10H92ZM100 9V10H99ZM109 9V10H110ZM217 9H219V8H217ZM88 10V9H87ZM92 10V11H93ZM18 11H20V12H18ZM40 11H41V9H40ZM86 11V10H85ZM91 11V12H92ZM224 11H226V8L224 9ZM16 12H18V13H16ZM28 12V13H27ZM59 12H61V13H59ZM208 12V11H207ZM42 13V12H41ZM52 13V14H53ZM63 13V14H62ZM86 13V12H85ZM84 13V14H85ZM93 13V12H92ZM209 13H211V11H209L208 12V14ZM62 14V15H61ZM83 14V15H84ZM201 14V16H198V15H196L195 17H193V20L195 19V21L192 23V24H194V23H196L197 22V16H198V20H200V19H202L203 17H202V15H203V13H200ZM199 14V15H200ZM212 14V13H211ZM226 14V13H225ZM47 15V14H46ZM86 15V14H85ZM85 15H84V17H85ZM224 15V14H223ZM65 16V18H67L66 20H68V22L66 21V20H64L63 19V17ZM226 16H228V15H226ZM226 16H224L225 18H226ZM221 17H223L222 16V14H221ZM223 17V18H224ZM264 17V16H263ZM62 18V19H61ZM222 18V19H223ZM8 20V21H7ZM61 20H63L62 22H61ZM82 22H81V21ZM192 20V21H193ZM5 21H6V23H5ZM70 21V22H69ZM68 23H70V24H68ZM6 24H8V25H6ZM84 24H85V22H84ZM201 24V23H200ZM3 25H5V26H3ZM195 25V24H194ZM74 26V27H73ZM72 27V28H71ZM196 27H199V26H196ZM195 27V28H196ZM68 28H71L70 30L68 29ZM194 28V26H192V27H189V26H186V28H183L182 29V33H185L186 31H190L191 29H193ZM194 28V29H195ZM200 29H202L201 28V25H200V27H199ZM199 28H198V30H199ZM204 30H205V28H204ZM203 30V31H204ZM72 31V30H71ZM191 31H193V30H191ZM199 32H201L200 34H205L204 32H202L201 30L199 31ZM199 32H197V35H199L198 33ZM153 33H155V32H153ZM152 33V34H153ZM162 33H163V35H164V32H163V30H162ZM187 33V32H186ZM196 33V32H195ZM167 33H166V31H165V35L164 36H167L166 35ZM263 34H264V32H263ZM154 35H156V34H153V36ZM162 35V36H163ZM182 35H185V34H182ZM187 35H190L189 33H187ZM192 35V34H191ZM194 35V34H193ZM192 35V36H193ZM188 37V36H187ZM191 37V36H190ZM164 38V37H163ZM182 38H183V36H182ZM189 38V37H188ZM258 38V37H257ZM264 38V37H263ZM262 38V39H263ZM31 40V42H30V40ZM185 39H186V37H185ZM259 39V38H258ZM182 40H184V38L182 39ZM34 41V42H33ZM244 42H243V47L242 48H240L239 47V49L238 50H240V49H244V51H239L240 52V54H239V57H238V59L239 58H241L242 56H243V58L242 59H244L245 60V58L246 59H250V56L251 57H256L255 55L257 54L258 55V57L259 56H261L262 57V54L261 55H259L260 54V52H262V53H264V50L263 49H261V51H260V49L257 47V48H253L251 45H249L248 44V42H246V40H243ZM59 42V41H58ZM23 43H25V45H23L22 46V44ZM49 44V43H48ZM53 44H51V45H53ZM56 47V46H55ZM54 47V48H55ZM251 48H253V49H251ZM264 48V47H263ZM13 49V50H12ZM252 50V52L253 53H255V54H253L252 52H250L249 50ZM256 49L258 50L259 49V51L258 52H256ZM51 50H53V46H52V49ZM247 50V52H245ZM254 50V51H253ZM263 50V51H262ZM14 52L15 54H13L12 52ZM248 51H249V54L251 53V55H249V54H246V53H248ZM10 52V53H9ZM51 52V51H50ZM164 54H163V53ZM161 53L163 54H160V52H157L156 53V56L157 55H160V56H162V60L163 59H165L166 60V57H168L169 58V63H167V64H170V67H172L171 66V64L172 63H170V62H172V61H170L171 59L173 60V63H174V57L176 56V54H172L173 55V57H171V59H170V55L169 54H171V52L170 53H168V52H164V51H162ZM238 52V51H237ZM165 53H167V54H165ZM234 53H236L235 51H234ZM241 53H242V55H241ZM246 56H244V55ZM254 56H253V55ZM11 55H15V56H11ZM171 55V56H172ZM264 55V54H263ZM49 56V57H48ZM11 57V58H10ZM165 57V58H164ZM154 58H155V56H154ZM153 58V59H154ZM159 58V57H158ZM157 57L155 58L156 60L158 59ZM177 58H179V57H177ZM50 59V60H49ZM153 60V61H156V60ZM160 59H161V57H160ZM158 60L157 62H159L158 64H161V62L163 63V61L162 60ZM175 59H176V57H175ZM262 59H264V58H262ZM165 60H164V62H165ZM176 60H178V59H176ZM52 61V60H51ZM153 61H152V63H153ZM237 61V60H236ZM49 62V64H51V65H49V64H47ZM126 62H128V63H130V58H127L126 59ZM157 62H155V64H154V66L155 65H158V64H156ZM166 62H168V59H167V61ZM176 62V61H175ZM240 63V62H239ZM166 64V63H165ZM164 65V64H163ZM162 64H161V66H159V67H161V68H165V66H163ZM198 65H200V64H198ZM243 66V65H242ZM57 67V68H56ZM194 67H196V69H195V71L193 72L194 74L195 73H198V74H200V70L199 69H201V68H197V67H201V65L200 66H197V64H195V66ZM36 68H39V71H33V69H36ZM162 69L163 71L165 70V69ZM166 68H167V65H166ZM11 69V70H10ZM50 69H52V70H55V72H53L52 70H50ZM160 69V68H159ZM168 69H169V67H168ZM167 69V70H168ZM171 69V68H170ZM169 69V70H170ZM48 70H50L51 71V73L50 74H48L49 72H48ZM154 70H157V66L156 67H154ZM167 70L165 71V72H162V73H164V76L166 75V74H169V75H171L170 77L169 76H167V77H165V79H164V77H161L160 78V80L162 81V79H163V81L162 82H160V80L158 79V81H159V83L162 85L163 84V86H161L160 84V86L161 87H165V89H166V84L168 83L167 81H169V79H170V81L171 80H173L172 79V75L174 74V75H176L175 73H178V71L177 72H172V73H167ZM172 70H174V69H172ZM171 70V71H172ZM159 71H161V69L159 70ZM159 71H156V72H158L159 73ZM176 71V70H175ZM155 72V75L157 74ZM232 72V73H231ZM231 75L233 74V70H231ZM161 73V74H162ZM166 73V74H165ZM113 74H114V76H112L111 74L108 76V73H107V75L106 76H102V77H105L106 79H110V83L113 85L114 84V89H113V91H111V93L112 92H114L115 90H116V86H117V82L120 84V80H118L117 79V74H118V71H115V72H113ZM161 74H159V75H161ZM179 74V73H178ZM194 74H192V75H194ZM198 74H197V76H198ZM183 75H186V74H183ZM183 75H179V76H177L176 78H177V80L179 79H181V77H184ZM189 75V74H188ZM230 75V76H231ZM101 76H98V80L101 78ZM161 76H163V75H161ZM189 76H191V75H189ZM200 76H201V74H200ZM200 76H198V77H200ZM47 77V78H48ZM100 77V78H99ZM155 77V76H154ZM160 77V76H159ZM168 77H169V79H168ZM193 77H195L196 78V76H193ZM73 78V77H72ZM155 78H157V76L155 77ZM155 78H153V79H155ZM167 78V79H166ZM74 79V78H73ZM72 79V81L74 82V80ZM95 80H96V78H94ZM106 79H105V81H106ZM111 79H113L114 80V82H112V80ZM190 79H194V78H191L190 77ZM197 79V78H196ZM52 80V82H53V84H54V86H55V89L56 90H59V91H61L64 87H65V85H67V84H61V80H55V79H51ZM86 80L87 81H85V82H88L90 79H87L86 78ZM157 80V79H156ZM155 80V81H156ZM165 80V81H164ZM167 80V81H166ZM176 80V81H177ZM82 81H84V80H82ZM92 81V80H91ZM102 81H103V78H102ZM154 81V82H155ZM158 81H156L157 82V86L158 87H160L159 85H158ZM175 81V80H174ZM84 82V83H85ZM108 82V81H107ZM167 82V83H166ZM76 83H78V82H76ZM84 83H82L81 81H80V84H78V86H79V90H77V89H75L74 87H73V85H75V84H71L70 85V89H72L73 88V90H77L78 92H79V94L81 93L83 96H85V95H87L89 92H88V87L90 86L89 84H87L88 85V87H87V85L85 86V84ZM90 83V82H89ZM83 84V85H82ZM90 84H92V83H90ZM50 86H53L52 84H49ZM48 85V86H49ZM82 85V86H81ZM155 86V83H153L151 86ZM165 85V86H164ZM168 85V84H167ZM45 86H47V85H45ZM49 86V87H50ZM153 86V87H154ZM157 87V88H158ZM160 87V88H161ZM48 88V87H47ZM46 88V89H47ZM111 87L109 86V91L112 89H110ZM156 88V87H155ZM154 89V90H156V91H159L158 89ZM163 88H161V89H163ZM45 89V90H46ZM48 89H51V91H52V89H54L53 87H50V88H48ZM73 90H71V91H73ZM151 90H152V88H151ZM151 90H149L150 91V93H153V92H151ZM154 90H152V91H154ZM164 90H162V92H163ZM123 94H122V93ZM161 92V90H160V93L158 94L157 92V94L159 95V97H155V96H157V95H155L156 93H155V91H154V95H152V97H154V101L156 100L157 101V99L158 98H164V99H166L167 97L165 96V95H167V93L168 92H166V90H165V95L163 96L162 94H164V93H162ZM120 93L122 94V95H125V93H126V91H125V88L124 89H120ZM110 95H112V94H109V96ZM44 96V97H43ZM69 96V95H68ZM161 96V97H160ZM166 97V98H165ZM51 98V100H53L52 99V97H50ZM150 98H151V96H150ZM155 98H157V99H155ZM161 99V101L162 100H164V99ZM47 99V98H46ZM45 99V100H46ZM107 99L109 100V98L107 97ZM168 99V98H167ZM35 100H37V101H35ZM54 100H55V98H54ZM47 101H48V99H47ZM149 101H151V100H149ZM148 101V102H149ZM156 101L155 102H152V104L150 105V103L151 102H149L148 104L150 105V106H152L154 103H155V105H158V103L159 102H161L160 100H158L159 102H157V104H156ZM166 101V100H165ZM43 102V104L45 103V101H41V103ZM162 103V102H161ZM129 103L127 102V105H128ZM264 104V103H263ZM45 105V104H44ZM130 105V104H129ZM128 105V106H129ZM163 105V106H162ZM257 105V104H256ZM10 106H14L15 107V109H14V111L15 112H10L9 111V107ZM149 106V107H150ZM161 106L162 107H164V104H161ZM261 107H259L260 109L262 108V106H264V105H260ZM127 107V106H126ZM152 107H154V106H152ZM156 107V106H155ZM153 108V112H154V109H158V106L156 107V108ZM159 107H160V105H159ZM162 107H160L161 109H158V110H160V112H161V110H162ZM255 107H257V106H255ZM253 108V110L251 111L252 113H256V111L257 110H260V109H258V107H257V109L256 108ZM41 109V110H40ZM43 109H44V107H43ZM152 109V108H151ZM221 109H223L224 110V107L223 108H221ZM256 111H255V110ZM156 112H157V110H155ZM209 111V110H208ZM254 111V112H253ZM151 112V114H152V111H150ZM159 112V111H158ZM258 112V111H257ZM163 113V112H162ZM162 113H160V114H162ZM242 113V112H241ZM239 113L240 115H242V114H244V113ZM124 114V113H123ZM123 114H121V116L123 117ZM150 114V115H151ZM153 114H157V113H153ZM151 115V116H154V115ZM250 114V113H249ZM28 116V119L26 120V121H24V122H22V123H20V122H18L17 123V126H16V129H17V132H18V134L17 135H10L9 134V131H8V121H7V119L6 118H9V117H12V116H17V118H21V117H23V116ZM149 115V116H150ZM163 116H164V114H162ZM161 115V116H162ZM252 115V114H251ZM256 115H260L259 113L257 114L256 113ZM263 115V114H262ZM80 116V117H79ZM125 117V119H127V114H125L124 115ZM159 117V113L155 116V117ZM162 116V117H163ZM261 116V115H260ZM154 117V118H155ZM148 118H150V117H148ZM147 118V119H148ZM161 117H159V119H160ZM116 119V118H115ZM115 119H113L114 121H115ZM146 119V120H147ZM152 119H153V117H152ZM164 119V118H163ZM97 120V119H96ZM113 120H109V119H107L106 121H108V123L105 121L104 123L107 125V124H109L111 121V125H112V128L114 127V126H116V125H114V123L117 121H115V122H113ZM128 120V119H127ZM145 120V121H146ZM162 120V119H161ZM248 120V119H247ZM110 121V122H109ZM151 121V118L149 119V120H147V122L149 123ZM157 120L156 119H154V121L152 120L150 123L152 124L153 122H156ZM160 120H158L157 122H159ZM242 122H244L243 120H241ZM143 122L144 121H142V122H140V123H142L141 125H146L147 126V123L146 124H143ZM161 122V121H160ZM160 122H159V124H160ZM240 122V121H239ZM241 122V123H242ZM104 123H102L103 125H104ZM126 123V122H125ZM140 123H139V127L141 126L140 125ZM149 123V124H150ZM162 123V122H161ZM250 124H251V122H249ZM247 124V125H249L250 126V124ZM67 124V123H66ZM73 124H75V125H77L76 127L75 126H73ZM101 124V125H102ZM116 124V123H115ZM128 124V123H127ZM126 124V125H127ZM151 124H150V129H149V131H153V129H152V127H151ZM155 125L153 126V128L155 127L156 128V131L157 130H159L160 129V125L157 123V125H159L158 127V129H157V126H156V123H154ZM99 125V124H98ZM101 125H99V126H101ZM102 125V126H103ZM106 125H104V126H106ZM118 125V124H117ZM153 125V124H152ZM162 125V124H161ZM263 125V126H262ZM109 126H110V124H109ZM109 126H107V127H109ZM128 130H130V124H128ZM136 126V128H135V130L137 129V128H139V127H137V125H135ZM261 126H262V128L264 127V123L263 124H261ZM260 126V127H261ZM111 127V126H110ZM144 127V131L146 132V133H148L147 132V129L149 128V127H147V128H145V126H143ZM216 127V126H215ZM242 128H243V131H242V128L240 129L239 128V130L237 129L238 127H233V128H235L236 130H238V131H235V129H233L232 128V132H229V133H231V134H228V131H231V129L230 130H228L227 132H225V136L224 137H220L219 139H220V141L219 140H216L215 142L217 143V145L219 144V143H221V144H219V145H222L223 143L225 144V146H223L222 145V149H223V153L225 154V153H227L229 156H226V154L224 155L223 153V157L225 158V156L226 157H230L231 158V156H230V154L232 155V159H234V157H235V154L237 153H240V154H236V157H235V159L234 160H236V161H234V163L233 164H235V163H237V165L239 166V170L237 169V170H235V168H234V173H240V175H242L243 173H244V171H242L241 169L244 167V164H245V166L247 167V165H249L247 168L246 167H244V168H246V169H244L245 170V173L246 174H243L242 176H248L246 179H252L253 177H250L249 178V175L250 176H253V175H255L256 173H257V171H256V168H263L262 166H264V159H262V158H264L263 157V154H262V151H264V149H263V147L261 148V146H263L262 144H263V140H261L262 138L260 137V135H261V132H262V128H260V130H259V133H260V135L259 134H256L257 136H256V138L254 137L253 138V136L251 137V134H252V131H251V133H247L248 135H246V133L244 132V129L246 128L245 126L243 127V126H241ZM100 129L101 128H105V127H99ZM117 128V129H116ZM114 127L113 129H115V132L117 131V135H118V132H119V130H118V127ZM125 128H127V126H125ZM131 128H132V126H131ZM113 129H111L110 130V128H108L107 129V131L108 130H110V133H112L113 134V132H111ZM120 129V132H121V130H123L124 129V127H123V129L122 128H119ZM141 129V130H140ZM146 129V130H145ZM211 129V128H210ZM214 129V128H213ZM128 130H123L121 133H120V135L122 136V133L123 134H126V133H128L129 131ZM140 132L141 131H143V128H139L138 129ZM221 130V129H220ZM241 130V132H239ZM106 131V130H105ZM114 131V130H113ZM144 131H143V135L144 134H146V133H144ZM222 131V130H221ZM235 131V132H234ZM133 132H135L134 130H133ZM132 132V133H133ZM136 132H138V131H136ZM238 132V133H237ZM243 132V133H242ZM106 133V132H105ZM108 133V132H107ZM139 133V132H138ZM138 133H135V134H138ZM151 133H153V132H151ZM150 133V135L148 136V134H147V139H146V141L144 140L145 138H144V136H146V135H140V134H138V135H140L142 138H144L143 140V143H146L147 141H148V139H150V137H154V135H152ZM155 133V132H154ZM135 134H133L135 137H136V135ZM229 136H228V135ZM235 136H234V135ZM237 134V135H236ZM263 134V133H262ZM113 135H115V134H113ZM128 135V136H127ZM131 135V137L129 136V133L128 134H126V137H125V135L123 136V137H121V140L125 137V138H129L130 140L132 139V134H130ZM239 135H240V137H239ZM246 135V136H245ZM116 136V135H115ZM133 136V138H135ZM232 137V139H230V141H229V139H227V137L229 138V137ZM241 136L243 137V139L241 138ZM137 137H139V136H137ZM141 137H140V139H141ZM230 137V138H231ZM236 137V138H235ZM239 137V138H238ZM237 138H238V140L239 139H241V140H239L241 143H242V145H241V143L239 144L238 142V140H237ZM246 138V139H245ZM252 138V139H251ZM259 138H260V140L262 141H260L259 140ZM152 139V138H151ZM150 139V141H152ZM225 139V140H224ZM250 139V140H249ZM255 139L256 140H258V141H255ZM126 140V139H125ZM125 140H123V141H121L122 142V144L124 143V142H126ZM128 140L127 142H129L128 143V145L129 144H131V141H133V140ZM232 140H233V142H232ZM244 142H243V141ZM245 140H247V142L245 141ZM104 141V140H103ZM102 140H101V145H102V149H103V146L105 147V143H107V141H105V142H103ZM141 141H142V139H141ZM222 141H224V142H222ZM229 141V142H228ZM235 141H238V142H235ZM102 142H103V144H102ZM149 142V141H148ZM250 142H251V144H250ZM253 142H255L256 143V145H255V143H253ZM260 142V143H259ZM231 143V144H230ZM237 143L238 144V146L237 145H235V144ZM249 144L250 145V149L248 148L249 146L247 145V144ZM258 143V144H257ZM253 144V145H252ZM216 145V144H215ZM229 145L231 146V148L229 147ZM243 146V147H241V146ZM245 145H246V147H245ZM255 145V146H254ZM258 145H260L259 146V148L262 150V151H260V153H261V155H260V153H259V156H262V164H260L261 163V160H260V162L258 163H255V158H256V156H257V151H259L260 149H258L257 148V146ZM106 146H107V144H106ZM233 146H237L236 148H234ZM173 147V148H174ZM221 147V146H220ZM225 147V148H224ZM227 147H229L230 149H228ZM241 147V148H240ZM168 148H170V150H171V147H168ZM240 148V149H239ZM256 148V149H255ZM101 149V150H102ZM234 149V150H233ZM235 149H239V150H235ZM258 149V150H257ZM169 150V151H170ZM176 150V148L174 149V151ZM229 150V151H228ZM230 150H231V153H230ZM247 150V152H245ZM252 150H257V151H254V153H256V154H254V155H251V153L253 154V151ZM168 151V149H167V152H168V154H170V155H172L173 153H171V151L169 152ZM177 151V150H176ZM240 151V152H239ZM244 151V152H243ZM248 151H250V152H248ZM28 152L30 153V155L31 156H28ZM173 152V151H172ZM247 154V156L249 157L248 159H247V156L245 155V154ZM264 153V152H263ZM167 154V155H168ZM180 154V156H178ZM218 154V157H221L220 155H219V152L217 153ZM242 154H244L243 156H241L240 157V155H242ZM249 154L251 155V156H255L254 158H253V160L254 161H252L251 163L252 164H254L253 166H251L250 167V165H252L251 163H250V158H251V156H249ZM105 156H107V155H104V157ZM109 156V155H108ZM102 158H103V156H101ZM100 157V158H101ZM111 156H109L108 157V161L110 160L109 158H110ZM175 157H176V159L178 158V160H176L175 159ZM246 157V158H245ZM22 158V156H20V159ZM99 158V159H100ZM106 158V157H105ZM104 158V159H105ZM222 158V157H221ZM241 158H243L244 160H242ZM103 159V160H104ZM237 159H239V160H237ZM242 161H244V162H240L241 160ZM246 159L249 161V163H247L248 161H246ZM52 160H54L55 162H56V166L55 167H52ZM106 160V159H105ZM70 161H72V162H70ZM100 161H102V159H100ZM99 161V162H100ZM68 162H70L69 163V165H67L68 164ZM104 161H102V162H100V163H103ZM109 162H111V161H109ZM174 162V163H175ZM240 162V163H239ZM178 163H176V164H178ZM242 163V164H241ZM247 164V165H246ZM260 164V165H259ZM236 165V164H235ZM235 165H233V166H235ZM256 165H258L257 167H256ZM67 166H68V168H67ZM74 166V165H73ZM144 166L146 167V169H147V172L151 175H149V174H147V172L145 173V175H144V171L142 170V169H144ZM175 166V167H174ZM178 166H179V164H178ZM181 166H179V167H181ZM238 166H236V168H238ZM243 166V167H242ZM178 167V168H179ZM240 167H242V168H240ZM250 167V168H249ZM256 167V168H255ZM253 168V169H252ZM260 168V169H261ZM68 169V170H67ZM73 169V168H72ZM71 169V170H72ZM171 169V170H170ZM213 169H216V168H213ZM230 169V168H229ZM250 169V170H249ZM70 170V171H71ZM145 170V169H144ZM168 170H170V171H168ZM179 170H182V168L180 169L179 168ZM217 170V169H216ZM254 170H255V172H254ZM146 171V170H145ZM184 171V170H183ZM236 171H238V172H236ZM240 171H242V172H240ZM141 172H142V174H141ZM152 172V171H151ZM162 172V173H163ZM251 174H253V172L255 173V174H253V175H251ZM225 173V174H224ZM228 173H230V172H228ZM242 173V174H241ZM140 174H141V176H142V179H141V176H140ZM149 176V178H148V176ZM190 174V175H189ZM248 174V175H247ZM138 175V176H137ZM143 175H144V178H143ZM170 177H169V176ZM229 175V174H228ZM227 175V176H228ZM105 176L106 175H104V176H102L101 177V179L104 177L105 178ZM111 176V177H110ZM140 176V177H139ZM146 176H147V179L145 180V178H146ZM174 178V180L172 179V177ZM192 176V175H191ZM190 176V177H191ZM216 176V177H215ZM230 176V175H229ZM244 176V177H245ZM94 177V176H93ZM93 177L91 176V178H92V181H91V178H90V182H92V183H94L95 185L97 184V180L95 179V177H94V179L95 180H93ZM110 177V178H109ZM163 177V178H162ZM181 177H182V179H181ZM233 177V176H232ZM244 177H241V178H243V179H245ZM99 178V177H98ZM97 178V179H98ZM106 178H109V179H107V181L108 182H110V181H112V175H108ZM139 178V179H138ZM218 178V179H217ZM225 178H227V177H225ZM231 178V177H230ZM111 179V180H110ZM172 179V180H171ZM176 179V180H175ZM213 179V180H214ZM218 181H217V180ZM228 179H229V177H228ZM228 179H226L227 181H228ZM231 179H233V178H231ZM231 179H229V181L227 182L226 181V184L228 183H230V181H231ZM243 179H241L240 181H241V183H242V181H243ZM145 180V181H144ZM167 180V181H166ZM169 180V181H168ZM183 182H182V181ZM189 180H191V178H189ZM235 180V179H234ZM234 180H232V182L234 181ZM102 181H103V179H102ZM104 181H105V179H104ZM128 181V180H127ZM130 181V180H129ZM142 181V184L140 183ZM144 181V182H143ZM151 181H153L152 183H151ZM154 181H155V183H154ZM159 181V183H157ZM165 181V182H164ZM172 181V182H171ZM179 181H181L182 182V184H180V182ZM195 181V182H194ZM218 182V184H216L217 182ZM221 181V182H222ZM244 181H246V182H244ZM243 182L244 183H246V185L244 184V190H245V196H249V194H251L250 193V191H248L250 188L252 189V187H253V184L250 186V182H248L247 183V181H250V180H244ZM58 184H57V183ZM60 182V181H59ZM153 185H151L150 183ZM169 182H170V184H169ZM175 182H177V183H175ZM186 182V181H185ZM199 182H201V183H199ZM100 183V181H98V184ZM102 183V182H101ZM164 183H166V184H164ZM169 185H168V184ZM173 183V184H172ZM198 183V184H197ZM93 184V185H94ZM148 184H150V185H148ZM158 184V185H157ZM178 185V186H180V188H181V186H182V192L179 190V188H178V186H177V189L175 188H173V186L174 185ZM222 184V186H224L223 184H225L224 182H222L221 183ZM142 185V186H141ZM176 185L174 186V187H176ZM185 187H184V186ZM217 185V186H216ZM143 186H146V187H143ZM164 186H166V187H164ZM168 186V187H167ZM172 186V187H171ZM226 186H228V185H226ZM248 186V187H247ZM164 187V188H163ZM232 187V186H231ZM231 187H229L230 188V190H232L231 189ZM250 187V188H249ZM263 188H264V185L262 186ZM110 188V187H109ZM131 188V189H130ZM249 188V189H248ZM111 189H114V187H111ZM130 189V192H129V195L127 194V196H124L123 198H122V195H124L123 193H125V195H126V193L127 192H125V190L126 191H128ZM139 190L138 192H140V193H138V192H136V190ZM170 189H172V190H170ZM200 189V190H199ZM202 189H204L203 191H201ZM226 189H228V187H226ZM250 189V190H251ZM105 190H107L108 191V193L105 191ZM121 190V191H120ZM176 190V191H175ZM185 190H188V191H186V195L183 193ZM193 190V191H192ZM230 190L229 191H227V193H229L230 192ZM242 190V189H241ZM240 190V191H241ZM94 191V190H93ZM172 191H173V194H175V195H173L172 194ZM175 191V192H174ZM178 191H180V192H178ZM190 191H192V192H190ZM196 191H198L196 194H194ZM201 191V192H200ZM205 191V193H203ZM246 191H248V192H246ZM252 191V190H251ZM165 192V193H164ZM189 192V193H188ZM215 193L212 197H211V195H212V193ZM242 192H244L243 190H242ZM253 193L255 192V191H252ZM104 193L106 194H108L109 195V197H108V195H104ZM167 193V194H166ZM183 193V194H182ZM190 193H191V195H190ZM201 193H203V194H201ZM241 193V192H240ZM247 193H249V194H247ZM253 193L251 194V195H253ZM132 194H134V192H132ZM135 194V195H136ZM194 194V195H193ZM198 194H200V195H198ZM211 194V195H210ZM243 194V193H242ZM255 194V193H254ZM104 195V196H103ZM172 195V196H171ZM178 195V196H177ZM197 195V196H196ZM256 195V194H255ZM258 195V194H257ZM106 196V197H105ZM167 196H168V198H167ZM170 196H171V198L172 199H170ZM174 196V197H173ZM177 196V197H176ZM202 196V197H201ZM109 198V200H108V198ZM191 197H193V198H191ZM195 197V198H194ZM138 198V199H137ZM186 198V199H185ZM197 198V199H196ZM198 198H200V199H198ZM209 198V199H208ZM105 199V200H104ZM137 199V200H136ZM146 199V200H145ZM169 199V200H168ZM183 199V200H182ZM190 199H192L191 201H190ZM197 201H196V200ZM173 200V201H172ZM176 200H178V202H176ZM180 200V201H179ZM186 200V201H185ZM101 201V202H100ZM103 201H105L104 202V204H106L105 206H104V204H103ZM141 201H144V202H142V203H140ZM170 201V202H169ZM175 201V202H174ZM189 201H190V203H189ZM194 201V202H193ZM195 201L197 202V204L195 203ZM211 201V200H210ZM114 202H116V200L114 201ZM167 202H169V203H167ZM161 203V204H160ZM173 203V204H172ZM176 203V204H175ZM181 203V205H179ZM210 203H212V201L210 202ZM141 204H143V205H141ZM147 204V203H146ZM162 204L164 205V206H162ZM172 204V205H171ZM166 205V206H165ZM169 206V209H168V206ZM198 205V206H197ZM205 205V206H204ZM103 206L105 207V208H103ZM108 206H110V208H114V207H116L114 210L113 209H109V207ZM138 206V207H137ZM175 206V207H174ZM200 206V207H199ZM94 208L93 210H94V213L92 214V208ZM135 209V214H134V210H133V208ZM163 208V210H162V208ZM195 207V208H194ZM202 207V208H201ZM91 208V209H90ZM129 208H132L131 210L129 209ZM157 208H156V210H157ZM166 208V209H165ZM192 208V209H191ZM200 208V209H199ZM175 209H177V212L175 213ZM99 210H100V215L101 216H103V217H100V215H98L99 216V219H97V214H98V212H99ZM128 210H129V212H128ZM168 210V211H167ZM170 210V211H169ZM202 210H203V212H202ZM132 211V212H131ZM139 211H141V210H139ZM199 211H201V212H199ZM86 212H87V214H88V216H87V214H86ZM166 212V215H163L164 213ZM171 214H169V213ZM172 212V213H171ZM198 212H199V214H198ZM124 213V214H123ZM178 213H184V214H186V213H188V214H186V215H189V217L188 216H186L187 218V221H188V219L190 220V221H188L187 223H186V221H185V223H183V224H185V226L182 224L181 225V227L182 228H180V226L179 225H177V224H179V221H176V222H178V223H176V224H174V223H172V226H173V224H174V226L173 227H176L175 228V230L178 232V233H175L174 232V230H172L171 231V229L173 228L172 226V228L170 229V228H168L169 226H167V224L168 225H170L169 224V222H168V218L169 217H174L176 214V217L175 218H179V217H177V216H179L180 214H178ZM191 214V216H190V214ZM193 213H194V215H193ZM211 213V212H210ZM105 214V213H104ZM123 214V215H122ZM167 214H169V215H167ZM182 214L180 215V216H182ZM183 214V215H184ZM212 215L214 214V215H216L217 216V218H218V215L216 214V213H211ZM2 215V214H1ZM81 215H78L79 217L81 216ZM85 215L87 216L86 218H85ZM119 215V216H118ZM163 215V216H162ZM198 215H199V217H198ZM164 216H169L168 218H167V220L166 221H164V219H166ZM215 216V217H216ZM128 217V216H127ZM197 217V218H196ZM76 218V217H75ZM82 218H84V220L82 219ZM125 218V217H124ZM123 218V219H124ZM129 218V217H128ZM196 218V219H195ZM102 219H104V220H106V221H103L104 223H99V221H101L102 222ZM119 219V218H118ZM125 220V219H124ZM126 220H127V218H126ZM87 221V220H86ZM123 221V220H122ZM128 221V220H127ZM130 221H128L127 222V224L129 223V224H131V226L133 227V228H131L130 230L129 229H126L124 226H128L127 224H126V222L124 221V223L123 224H125V225H123V228H120L121 230H127V232H125L124 230L120 233L119 231V229L117 228V229H115L114 227V229L116 230V232H118V233H116V234H118V235H125L126 236V239L124 238L123 239V243H122V241L120 242V239L118 238V241L120 242V243H122L123 245H124V247L126 246V249H128V246L130 245L131 247H132V243L134 244V235L136 234L135 233V231H134V233H132L133 234V236H132V234H131V232H133V230H134V226H133V224H135L136 222H134L133 224L132 223H130ZM93 222H94V225H98L97 227H95V226H92L93 225ZM112 222H114L113 224H112ZM167 224H166V223ZM192 222H193V224L194 223H196V225H193L192 227L190 226V225H192ZM84 223V224H85ZM97 223V224H96ZM99 223V224H98ZM118 225V226H116V224ZM81 224V223H80ZM91 224V225H90ZM101 224V225H100ZM115 224V225H114ZM166 224V225H165ZM190 224V225H189ZM136 226H137V224H135ZM165 225V226H164ZM92 226V227H91ZM177 226H179V227H177ZM184 226V227H183ZM41 227V226H40ZM39 227V228H40ZM87 227H88V229H87ZM100 227H102V229L100 228ZM108 227H110V225L108 226ZM129 227H130V225H129ZM164 227L165 228H167L166 230H164ZM195 227V228H194ZM30 228V227H29ZM90 228V229H89ZM128 228V227H127ZM177 228H180V229H178L177 230ZM82 229V230H81ZM99 229H101L102 231H100ZM104 229V230H103ZM113 229V230H114ZM156 229V228H155ZM182 229V230H181ZM200 229H202V230H200ZM80 230V231H79ZM112 230V229H111ZM132 230V231H131ZM224 230H226V228L224 229ZM223 229L221 230V231H219L218 232V234L216 235V239L217 240H222L224 237V235H228L227 237H229V236H231L230 235V233H229V230H228V233L226 232V231H224ZM83 231V232H82ZM131 231V232H130ZM167 231H168V233H167ZM189 231H187L188 232V234L189 235H187V232H185L186 233V235H184L183 237H187L188 238V240L189 241H191L190 243H192V241L194 240L195 242H193V244H192V246H194V243L195 244H197V241H196V239L197 240H201V241H203V242H205L204 240H203V238L202 239H198L197 237L196 238H194L195 237V235H194V237H193V235H190L191 233H189ZM198 231V232H197ZM222 231H223V234H222ZM124 232V233H123ZM130 232V233H129ZM166 232V233H165ZM171 232L173 233V234H171ZM120 233V234H119ZM193 233V234H194ZM57 234H59V233H57ZM110 234H112V236H113V241H112V236H110ZM127 234H129L130 236H132V240L130 239V237H129V235H127ZM161 234V235H160ZM166 234V235H165ZM168 234V235H167ZM222 234V235H221ZM62 235V233H60V236ZM117 235V236H118ZM137 235V234H136ZM169 235H171V236H169ZM200 235V234H199ZM49 236V235H48ZM47 236V237H48ZM128 236V237H127ZM159 236V237H158ZM163 238H162V237ZM194 238L193 240H191L192 239V237ZM57 237V236H56ZM90 237V238H89ZM115 237V238H114ZM120 237V236H119ZM136 237V236H135ZM156 237V238H155ZM158 237V238H157ZM222 237V238H221ZM49 238V237H48ZM59 238H61V237H59ZM62 238V239H63ZM88 238V239H87ZM120 238H123V236L122 237H120ZM170 238V239H169ZM186 238V239H187ZM191 238V239H190ZM226 238V237H225ZM224 238V239H225ZM69 239V240H68ZM160 239H162V240H160ZM167 239V240H166ZM168 239L169 240H171V242H169L168 241ZM173 239V240H172ZM227 239V238H226ZM225 239V240H226ZM66 240H68V241H66ZM87 240H89V241H87ZM122 240V239H121ZM127 241V243L129 244H127L126 245V241ZM117 241V242H118ZM133 241V242H132ZM162 241V242H161ZM103 242H108L107 244H105V243H103ZM109 242H112V243H109ZM116 241L114 242V243H117ZM118 242V243H119ZM129 242H131V244L129 243ZM156 242V243H155ZM160 242V243H159ZM100 243V244H99ZM169 243V244H168ZM105 245L104 247H103V245ZM99 245V246H98ZM114 245H116V244H114ZM198 245V244H197ZM103 247V248H105L104 249V251L102 250V249H100L101 247ZM129 246V249H128V251L130 250V247ZM158 246V247H159ZM160 247V249H164L163 247ZM86 248V249H85ZM90 248H91V253H90ZM69 249H71L70 251H68ZM154 249V248H153ZM94 250L96 251L95 253H94ZM150 250H152V249H150ZM72 251V252H71ZM68 252L70 253L71 252V255H70V257H69V255H68ZM99 252V251H98ZM99 252V254H101ZM108 252V251H107ZM148 252V254H150V256L149 255H146L145 256V258L144 259H148L150 262H151V256H153V255H151V253L150 252H153V254L155 255V252L152 250V251H150L149 252V250L147 251ZM146 252V253H147ZM46 253V254H45ZM88 253H90L91 255H89ZM43 254V255H42ZM86 254H88L87 256H91L92 257V255L93 254H95V257H96V259L94 258V255H93V257L92 258H90V257H84V255H86ZM40 255V256H39ZM68 255V256H67ZM112 255V253L110 254V256ZM114 255V254H113ZM118 255V254H117ZM116 255V256H117ZM4 256H6L7 258H3ZM48 256V257H49ZM106 256H108V257H110L109 256V254H107ZM41 257V258H40ZM44 257V258H43ZM47 257V260L49 259ZM65 257H67V258H65ZM107 257V258H108ZM113 257H115V255L113 256ZM118 257V256H117ZM116 257V258H117ZM3 258V259H2ZM37 258V259H36ZM41 259V261H40V259ZM68 258H71V259H68ZM73 258V259H72ZM83 258L84 259H88V258H90V259H86V261L85 260H83ZM112 258V257H111ZM111 258H110V260H111ZM20 259V260H19ZM98 259L99 260H102V262L101 263H103L104 262V260L103 259H100L99 257H98ZM109 259V258H108ZM113 259V258H112ZM120 259V258H119ZM118 258H117V263L116 264H118V262H119V264H124V262L123 261H121V260H119ZM37 260H39V261H37ZM107 260V259H106ZM142 260L143 259H140V260H138L137 262L138 263H140V261H141V263L140 264H143V262H145V264H146V262L148 263V260H143V262H142ZM153 260V259H152ZM24 262H22V264H24L25 263V260H23ZM67 261V263H65ZM69 261V262H68ZM83 261V262H82ZM85 261V262H84ZM98 260H96V262H97ZM41 262V263H40ZM46 262V263H45ZM48 262H49V260H48ZM51 262H49V264L51 263ZM82 262V263H81ZM134 262L135 261H133L132 263L134 264ZM163 262L165 263V259H164V261H162L161 262V264H163ZM44 263L45 264H47V261H46V259H45V261H44ZM91 263H92V260H91ZM98 263V262H97ZM96 263V264H97ZM100 263V264H101ZM107 263V261L105 262V264ZM137 263V264H138ZM155 262H153V263H151V264H154ZM258 264H260L259 262H257ZM264 263V262H263ZM262 263V264H263ZM52 264V263H51ZM86 264V263H85ZM94 264H95V262H94ZM157 264V263H156ZM159 264V263H158Z\"/></svg>",
    "mask_w": 264,
    "mask_h": 264
}]
</instances>
